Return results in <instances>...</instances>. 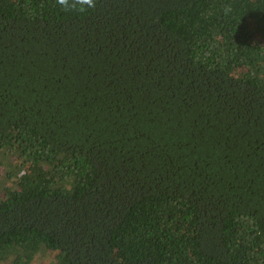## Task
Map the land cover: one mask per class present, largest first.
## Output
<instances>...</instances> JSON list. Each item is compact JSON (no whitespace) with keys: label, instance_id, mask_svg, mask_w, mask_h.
<instances>
[{"label":"trees","instance_id":"obj_1","mask_svg":"<svg viewBox=\"0 0 264 264\" xmlns=\"http://www.w3.org/2000/svg\"><path fill=\"white\" fill-rule=\"evenodd\" d=\"M0 172V264H264V0H0Z\"/></svg>","mask_w":264,"mask_h":264},{"label":"clouds","instance_id":"obj_2","mask_svg":"<svg viewBox=\"0 0 264 264\" xmlns=\"http://www.w3.org/2000/svg\"><path fill=\"white\" fill-rule=\"evenodd\" d=\"M57 5L65 12L85 13L90 9H95L97 0H56ZM231 6L224 9L225 15L229 14Z\"/></svg>","mask_w":264,"mask_h":264},{"label":"rangeland","instance_id":"obj_3","mask_svg":"<svg viewBox=\"0 0 264 264\" xmlns=\"http://www.w3.org/2000/svg\"><path fill=\"white\" fill-rule=\"evenodd\" d=\"M1 173V172H0ZM1 178V177H0Z\"/></svg>","mask_w":264,"mask_h":264}]
</instances>
